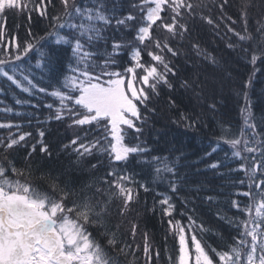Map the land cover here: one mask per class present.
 Listing matches in <instances>:
<instances>
[{
    "label": "snow or ice",
    "instance_id": "obj_1",
    "mask_svg": "<svg viewBox=\"0 0 264 264\" xmlns=\"http://www.w3.org/2000/svg\"><path fill=\"white\" fill-rule=\"evenodd\" d=\"M228 6L229 0H0V17L4 18L0 20V41L8 12L27 15L29 20L35 13L50 26L44 35H33L29 29V39L22 43L16 37L0 43V77L23 93H43L58 101L57 106L44 105L54 112L38 123L55 120L66 124L72 133L58 149L68 158L61 175L86 171L90 177L77 186L53 176L45 168L53 155L45 131L38 129L35 142L29 144L32 132H21V125L12 122L0 123V129H17L0 138V264H138L135 251L141 246L134 250L124 242L118 236L119 225L113 227L111 221L114 214L123 219L134 211L139 189L150 191L147 183L137 181V174L129 171L132 160L151 168L153 182L161 179L162 173L170 174L172 192L185 179L178 175L174 162L152 155L142 137L150 117L157 113L161 93L165 89L171 93L177 87L172 79L177 76L173 59L184 54L183 42L191 37L189 23L199 19L218 30L227 21V31L237 37L253 68L259 70L257 62L264 64V0H239L242 31L233 27L237 21L226 14ZM213 7L219 16H214ZM253 11L255 23L250 28ZM50 43L63 46L67 61L66 67L53 73L56 86L51 91L22 70L26 58L36 59L37 68L55 66L61 57L59 48L57 52L48 50ZM227 46L236 48L233 43ZM190 50L213 66L219 64L197 42H190ZM124 56L128 57L126 65ZM227 76L231 78V73ZM251 85L250 77L243 85L244 127L239 136L221 137L233 149L232 155L243 161L235 171L243 172L245 179L234 183L247 185L246 191L236 193L246 197L247 203L241 206L236 199L230 201L242 218L217 212L219 219L236 228V235L218 251L193 234L192 251L186 227L168 219L169 229L179 241L178 256H169V264H264V120L257 122L251 110L247 91ZM179 87L204 101L208 111L216 110L215 88L209 87L207 80L187 77L179 81ZM4 91L0 87V92ZM15 103L27 101L17 99ZM169 105H176L171 95ZM2 111L11 113L13 109ZM180 121L195 129L201 114L181 113ZM20 148L27 150L23 167L17 166L14 155ZM209 167L219 169L220 163ZM101 169L103 175H97ZM161 195L156 203L162 216L171 218L175 205L171 197ZM205 199L215 202L210 195ZM151 211H156L155 205ZM188 220V231H207L191 216ZM130 223L134 239L139 225ZM141 235L144 264H153L154 258L160 259V252L153 248L146 231Z\"/></svg>",
    "mask_w": 264,
    "mask_h": 264
},
{
    "label": "trees",
    "instance_id": "obj_2",
    "mask_svg": "<svg viewBox=\"0 0 264 264\" xmlns=\"http://www.w3.org/2000/svg\"><path fill=\"white\" fill-rule=\"evenodd\" d=\"M205 2L210 3V0H205ZM215 2L219 3V0ZM51 11L55 12V10ZM225 11L227 15L236 19L237 23L233 27L237 31H242L239 19V0H229V6ZM213 14L219 16V10L215 7H213ZM250 15L253 17L249 24L251 28L255 23L256 12L253 11ZM3 19L0 17V20ZM6 20V27L3 28V41H0L3 44H7L13 37L18 38L21 43L24 42L29 39V29L33 35H44L50 30L48 21L40 19L35 13L29 20L27 15L8 12ZM227 23V21L221 23L218 30L204 24L199 19L189 23L191 37L183 42L182 52L184 54L173 59L177 76L172 79L177 87L171 93L167 89L161 93L156 105L157 113L150 117L148 126L145 128V135L142 137L147 141V146L153 150L152 155L167 157L170 164L175 163L178 175L185 178L184 181L178 183L176 192H172L169 187V181L172 179L170 174L162 173V178L153 182L154 173L149 166L137 164L136 160H132L129 165V171L137 174L135 179L147 183L150 191L146 193L143 189H139V203L134 205V211L123 219L114 214L111 224L113 227L119 225L118 236L127 244L132 245L134 250L136 245L141 246L135 251L138 264H144L141 234L145 231L149 234L153 248L160 252V259L157 261L154 258L153 264H169V256L173 258L178 256V237L172 235L167 224L168 219L180 221L186 227V238L191 247L190 237L193 234L201 240L202 244L210 245L218 251L232 243V238L236 235V228L219 219L217 212L230 218H242L238 210L231 207L230 201L236 199L241 206L247 203L246 197L236 195L237 192L246 191L247 185L246 183L244 185L234 183L245 179L243 172L235 171L243 161L232 155L233 149L224 143L221 137L224 135L239 136L240 130L244 127L241 113L245 105L242 95L245 91L243 85L250 77L252 85L247 91L252 104L251 110L257 122L264 120V64L257 62L259 70L253 68L240 50L237 37L227 31ZM190 42L199 43L202 48L217 58L219 64L213 66L202 58L196 57L190 50ZM229 43L236 44L235 50L228 48ZM58 48L61 60L55 66L37 68L36 59L29 60L28 58H26L27 62L22 64L24 74L34 77V82H39L40 86L49 87V91L56 86L53 73L60 67H66L67 63L63 46L50 43L48 50L57 52ZM36 58L38 59V55ZM127 59V56L122 57V63L126 65ZM145 59L147 60L148 57L145 56ZM229 72L231 78L227 76ZM187 77L207 80L209 87L215 88L216 110L214 112L208 111L204 101H197L191 92L179 87V81ZM18 78L22 79L19 73ZM62 78L61 76L60 79ZM0 87L6 89L0 92V123L12 122L21 125L19 131L32 132L33 138H29V144L35 142L37 130L43 129L46 133L45 140L53 152L52 158L45 164L46 170L50 171L53 176L60 177L62 181L76 182L77 186L79 182L88 181L90 177L86 171L61 175L67 167L68 158L63 152H58V149L72 135L66 124L55 120L38 123V121H46L54 112V109L49 110L44 105L52 103L57 106L58 101L43 93L35 92L33 95L23 93L14 85H10V82L6 83L3 77H0ZM169 95L176 101L175 107L169 105ZM17 99L27 101V103L16 104ZM5 107H10L13 111L11 113L2 111ZM181 113L201 114V123L195 129L186 128L180 121ZM174 120L177 123H173ZM9 131L16 133L17 129H0V138L7 137ZM213 148L217 150L212 152ZM26 151L20 148L14 153L17 156V166H24L22 157ZM91 162L95 163L96 160L92 159ZM215 162L220 163L219 169L209 167ZM86 168L87 165H85ZM103 172L104 170L101 169L97 175H103ZM198 187L200 191L197 193L195 189ZM161 194L171 197V202L175 205L171 218L162 216L161 206L156 203L162 198ZM209 195L215 198L214 203H209L205 199ZM154 205L155 212L151 211ZM189 216L196 220L197 224H203L207 231L202 233L199 228L188 231ZM130 221H135L139 225L134 239L129 231ZM165 238H167L166 242ZM131 259L132 257L129 256L128 260Z\"/></svg>",
    "mask_w": 264,
    "mask_h": 264
},
{
    "label": "rangeland",
    "instance_id": "obj_3",
    "mask_svg": "<svg viewBox=\"0 0 264 264\" xmlns=\"http://www.w3.org/2000/svg\"><path fill=\"white\" fill-rule=\"evenodd\" d=\"M189 247H190V250L194 251V248L193 247H191V246H189Z\"/></svg>",
    "mask_w": 264,
    "mask_h": 264
}]
</instances>
